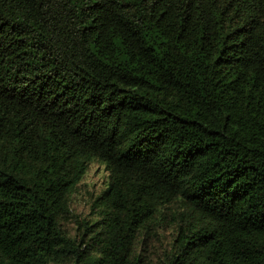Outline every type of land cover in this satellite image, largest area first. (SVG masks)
<instances>
[{"label":"trees","instance_id":"trees-1","mask_svg":"<svg viewBox=\"0 0 264 264\" xmlns=\"http://www.w3.org/2000/svg\"><path fill=\"white\" fill-rule=\"evenodd\" d=\"M0 264H264V0H0Z\"/></svg>","mask_w":264,"mask_h":264},{"label":"rangeland","instance_id":"rangeland-1","mask_svg":"<svg viewBox=\"0 0 264 264\" xmlns=\"http://www.w3.org/2000/svg\"><path fill=\"white\" fill-rule=\"evenodd\" d=\"M107 176L105 168L100 163L93 161L88 165L70 202L72 212L79 218L89 214V205L92 199L106 187ZM65 224L68 228L73 226L72 220Z\"/></svg>","mask_w":264,"mask_h":264}]
</instances>
